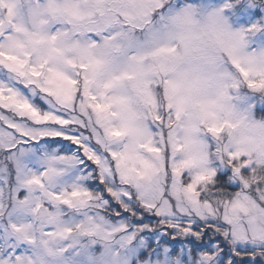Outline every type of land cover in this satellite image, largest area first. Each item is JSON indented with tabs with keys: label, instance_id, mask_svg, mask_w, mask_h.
I'll list each match as a JSON object with an SVG mask.
<instances>
[{
	"label": "snow or ice",
	"instance_id": "snow-or-ice-1",
	"mask_svg": "<svg viewBox=\"0 0 264 264\" xmlns=\"http://www.w3.org/2000/svg\"><path fill=\"white\" fill-rule=\"evenodd\" d=\"M0 264H264V0H0Z\"/></svg>",
	"mask_w": 264,
	"mask_h": 264
}]
</instances>
